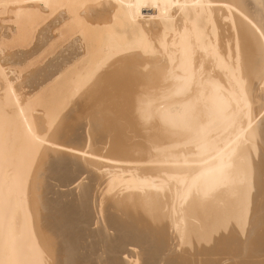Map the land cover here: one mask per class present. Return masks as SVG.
Instances as JSON below:
<instances>
[{
	"label": "bare ground",
	"instance_id": "bare-ground-1",
	"mask_svg": "<svg viewBox=\"0 0 264 264\" xmlns=\"http://www.w3.org/2000/svg\"><path fill=\"white\" fill-rule=\"evenodd\" d=\"M262 79L261 0H0V258L264 264Z\"/></svg>",
	"mask_w": 264,
	"mask_h": 264
},
{
	"label": "clouds",
	"instance_id": "clouds-1",
	"mask_svg": "<svg viewBox=\"0 0 264 264\" xmlns=\"http://www.w3.org/2000/svg\"><path fill=\"white\" fill-rule=\"evenodd\" d=\"M261 3L264 4V0H261ZM260 89L261 92L264 93V79H262V82L260 83ZM229 102V98L226 96L224 100V106L227 107V104ZM217 99L215 96L214 90L209 89V92L204 100L203 105L198 109V120L193 126V131H197L199 128V122L201 120L207 121L209 125L212 124L213 118L217 115ZM264 103V101H262ZM158 118L160 119L161 123H167L169 119L176 115L173 111V106L166 105L163 102H160L158 104V107L156 109ZM213 142L212 137V128L209 127V143ZM209 243H211L209 241ZM0 264H8V261L5 259L0 258ZM221 264H228L227 261H222ZM233 264H239L238 261L233 262Z\"/></svg>",
	"mask_w": 264,
	"mask_h": 264
},
{
	"label": "rangeland",
	"instance_id": "rangeland-1",
	"mask_svg": "<svg viewBox=\"0 0 264 264\" xmlns=\"http://www.w3.org/2000/svg\"><path fill=\"white\" fill-rule=\"evenodd\" d=\"M39 112V111H38ZM36 115H39L40 113H35ZM101 171H103V169L101 170ZM97 173H100V172H97ZM49 182H50V180H49ZM51 182H54V183H51ZM51 182L49 183L51 186H52V189H51V187H50V185H49V190L48 191H46L47 189H45L44 191H46V194H48V196H46V197H44V198H46L47 200H48V198H49V200H51L52 199V197H56V196H54L55 195V192L57 193V192H66V191H68L70 188V190H73L74 189V187L75 186H73V185H75V184H71V186L69 185L68 187H62L59 183H57L55 180H51ZM55 182H56V184H55ZM55 184V185H54ZM57 184H58V187H60V188H57L58 190H60V189H62V190H64V189H67V190H64V191H58L57 189H55L56 188V186H57ZM55 187H54V186ZM73 186V187H72ZM54 187V188H53ZM52 190H53V193H51V196L49 195L50 193H49V191L50 192H52ZM69 190V191H70ZM45 193V192H44ZM43 193V195H45ZM53 194V195H52ZM48 197V198H47ZM50 197H51V199H50ZM56 199V198H55ZM52 200H54V198L52 199ZM80 249L78 250L79 252H77L78 254H77V256L79 257V262H78V264H94L95 263V261H96V263L95 264H101V262H99V261H102V260H104L103 259V257L106 259L107 257L105 256V254H104V256L101 258V256L98 258V257H95L96 255H98L99 253H101V251H102V249L100 250L99 248L100 247H98V249H97V247H79ZM94 248H95V250H94ZM78 249V248H77ZM92 251H91V250ZM128 249V248H127ZM129 249H131V248H129ZM84 250H85V253H84ZM87 250V251H86ZM98 251V252H97ZM100 251V252H99ZM90 252V253H89ZM97 252V253H96ZM234 251H232L231 249H225V250H221V251H216L215 252V254L214 255H212V256H207V257H205V256H200V255H192V257L191 258H188L190 261H191V259H192V263H197L199 260H206V259H208V260H210L211 259V262H212V264H220L222 261H228V264H230L229 263V260H230V262H231V258H232V253H233ZM80 253V254H79ZM227 253V254H226ZM83 255V257H82V255ZM86 254H87V256H86ZM235 254V253H234ZM79 255H81V256H79ZM93 255V256H92ZM99 255H101V254H99ZM220 256V257H219ZM85 257V258H84ZM94 257V258H93ZM124 257V259L126 258L125 256H123V255H120V261H122V258ZM162 257V256H161ZM161 257H159V258H161ZM236 257V256H235ZM87 258V259H86ZM93 258V260H91ZM101 258V259H100ZM118 258H119V256H118ZM159 258H157L156 259V262H158L159 261ZM198 258V259H197ZM237 258H239V257H237ZM89 259V260H88ZM96 259V260H95ZM100 259V260H99ZM123 259V260H124ZM82 262H81V261ZM88 261V262H87ZM93 262V263H92ZM98 262V263H97ZM214 262V263H213ZM106 262H105V260L103 261V263L102 264H105Z\"/></svg>",
	"mask_w": 264,
	"mask_h": 264
}]
</instances>
